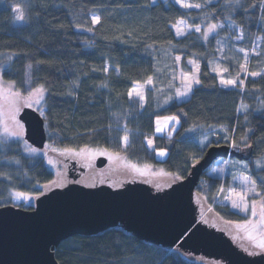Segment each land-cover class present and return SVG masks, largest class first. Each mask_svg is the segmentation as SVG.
I'll return each mask as SVG.
<instances>
[{"label":"trees","instance_id":"obj_1","mask_svg":"<svg viewBox=\"0 0 264 264\" xmlns=\"http://www.w3.org/2000/svg\"><path fill=\"white\" fill-rule=\"evenodd\" d=\"M191 1L201 6L186 8L175 0H0L2 77L26 92L30 74L31 85L47 89V141L56 147L100 146L120 153L121 159L152 162L176 179L187 177L214 144L200 150L191 139L224 129L228 137L222 142L238 145L233 148L239 156L231 158L248 162L264 197V164H254L264 160V0ZM17 6L24 17L19 21ZM94 14L99 23H92ZM180 19L193 26L233 24L205 38L197 30L178 35L174 25ZM251 48L255 51L249 53ZM178 56L183 65L188 59L199 63L200 83L183 100L176 98L178 82H171L169 72L176 69ZM213 62L223 72L214 71ZM221 74L237 84L223 85ZM137 84L147 86L143 100L129 95ZM161 114L180 117L171 137L155 136L156 148L169 150L162 160L145 140ZM196 150L200 154L192 156ZM213 164L201 175L198 196L220 219L244 222L247 214L222 202L229 175H210ZM55 175L44 156L25 153L20 141L0 138V206L14 204L16 192L39 196ZM16 206L35 205L21 201ZM55 256L60 264H207L179 248L143 240L121 225L70 236L56 247Z\"/></svg>","mask_w":264,"mask_h":264},{"label":"water","instance_id":"obj_2","mask_svg":"<svg viewBox=\"0 0 264 264\" xmlns=\"http://www.w3.org/2000/svg\"><path fill=\"white\" fill-rule=\"evenodd\" d=\"M25 140L41 149L47 141L44 115L24 106ZM239 156L230 144H212L184 179L155 190L144 178L115 185L120 177L92 184L72 181L45 191L35 206H0V264H60L56 247L73 235H92L121 225L137 237L226 264H264V252L247 253L223 229L201 217L196 199L204 171L217 159ZM108 158L100 155L97 167ZM75 167L76 162H72ZM85 168V167H84ZM86 169V168H85ZM78 174L71 170V177ZM122 178V177H121ZM161 184V183H159Z\"/></svg>","mask_w":264,"mask_h":264},{"label":"rangeland","instance_id":"obj_3","mask_svg":"<svg viewBox=\"0 0 264 264\" xmlns=\"http://www.w3.org/2000/svg\"><path fill=\"white\" fill-rule=\"evenodd\" d=\"M156 1V0H154ZM178 2V0H175ZM185 3H191L195 5L191 0H184ZM232 4H236V0L231 1ZM180 3V2H178ZM182 5V3H180ZM229 6V5H228ZM18 13V14H17ZM16 15H19V12H16ZM16 20H21L17 19ZM97 16V15H93ZM183 21V23H181ZM210 24H217L220 25V27L216 28L215 30L208 32V26ZM226 26L230 27L233 23L230 21H208L204 23L203 26L199 27V32L202 34V36L205 37V33L207 32V37L219 33L222 27ZM176 31L178 32V28L182 31L183 34L178 35H184L187 32L191 30H196L197 26L190 25L186 20L180 19L177 21V23L174 25ZM205 37V38H207ZM237 37H240L239 39ZM235 39L237 41L241 40V34L237 35ZM258 43V40L256 41V44ZM249 53L252 51H255L254 48H251V50H248ZM246 53V52H245ZM248 56V53H247ZM180 57V56H178ZM194 62V63H190ZM196 65L199 66L198 61L195 59H188L186 63L183 65L181 57L179 60H176V69L172 68L169 70L171 73V82H174L177 80V85L175 86L176 90V98L178 100L187 99L189 97L188 92L186 95H179V93L184 92L186 89L187 81L184 80V76L195 74L199 75V72H196ZM212 68L215 69L216 72H223V68H220L219 63L213 62ZM222 76V74H221ZM223 79H225L222 76ZM221 78V79H222ZM199 79V77H198ZM152 83L147 84L151 86ZM195 84H193L194 86ZM224 85V84H223ZM40 85H31V88L28 91H23L22 88L17 86V84L13 81L5 80L2 77V73L0 71V138L4 140H12V141H20L23 144L25 153L27 154H40L44 156V160L52 169H54L56 175L53 181H58L57 184H52L51 182L45 184L43 189L45 191H48L52 188L64 186L72 181H78L85 184H92L94 180L98 179L100 181H104L106 179H109L108 177L112 176L114 177H120L116 178L113 183L115 185L123 184V182L131 181L135 177L144 178L145 180H149L151 184L162 185L161 187H169L174 181H178L179 179L174 178L168 171H166L164 168L155 165L152 162H133L129 159H121L116 158L114 156H111V151H109L106 148L100 147V146H90V147H84L82 149H86L84 155H74L70 153H65L61 148L56 147L54 144H51L50 142L46 141L45 146L41 149L31 145L29 142L25 140V127L23 122L19 119L18 114L21 111V108L23 106H29L31 104V107L37 109L41 114L44 115L45 111V95L44 93V99L41 100L38 104L35 101V98H30L29 93L32 89L38 87ZM192 86V87H193ZM225 86H231V85H225ZM133 88H138L139 91L142 93V95L138 96L140 99H145L146 93H147V86L143 84H137ZM132 88V89H133ZM131 89V90H132ZM20 93V96H12L7 95V93ZM133 96H137L135 93L132 94ZM7 97V98H6ZM170 94L164 96V100L168 102L170 100ZM18 109V110H17ZM14 116V120L19 122L20 125H23V128H18L14 122L12 117ZM178 117V120H166V117ZM159 121V123H158ZM180 124V117L176 114H161L157 115L155 118V128L154 132L151 134L146 135L145 140L147 145L150 148L155 149L156 157L160 160L165 159L169 153V150L167 147L162 148H156L155 146V136L156 135H166L168 137H171L174 134L175 129ZM5 127L8 128V131H5ZM160 128L161 131H157V128ZM19 131L20 135H12V132ZM228 137V134L225 132L224 129L219 130H209L204 133H199L196 136H194L191 141L199 148L200 150L207 146V144L214 142V144H225L222 141L226 140ZM149 140L152 141L151 144H149ZM36 149L35 152L29 151V149ZM161 149L166 150L164 155H160L159 152ZM75 150V149H74ZM76 150V151H80ZM107 152V155H104L108 158V162L104 167H97L96 160L101 155V152ZM200 152L196 150L192 156L199 155ZM53 161V163H49V161ZM259 159H255L254 164L256 167H259L264 164V160H259L260 163L257 165V161ZM76 162L75 167H73L74 164L72 162ZM131 165H136L137 167L141 169H145V166L147 168L145 169L144 173H138L134 171L131 168ZM85 167L86 169L81 173V168ZM71 170H73L74 174L77 175V179H73L71 177ZM209 174L214 176H222L224 179L226 176L229 175V186L226 189L225 197L222 200L223 203H228L233 209L238 210L240 212H243L247 214V219H251L254 222L259 220V215L256 217L251 216V203L252 201H257V212L259 213V203L262 202V197L260 196L261 191L257 188L256 181L253 178L251 168L245 160H240L236 158H224L221 157L214 161V164L212 165L211 169H209ZM248 176L251 178V181H254V187L255 191H251L250 189L253 188V184L251 182H243V177ZM122 177V178H121ZM222 189V186L220 187V191ZM235 190V192H245L246 195V202L249 205V211L245 212L241 209L234 208L232 206V203L230 200L226 199V197L230 194H232L231 190ZM44 191V192H45ZM17 193V192H16ZM32 199H25L22 197H18L15 195L14 198V204L18 205L21 203V201H24L26 203H33L35 205L37 195L33 196ZM233 199H236L235 195H233ZM196 204L199 206V210L201 212V217L205 218V221L211 224L216 225L218 228L223 229L228 235H230L236 242V244L243 250H245L247 253L253 254L255 252H264V250H261L260 248L256 247V244L254 241L249 239V233L252 235H257L258 231L253 232L252 229L246 228L244 226V222H230L220 219L216 214H214L209 208V206L205 203V201L202 199V197H198L196 199ZM194 258L199 259L200 261H203L207 264H225L221 260L216 259H210L206 258L204 256H192Z\"/></svg>","mask_w":264,"mask_h":264},{"label":"snow or ice","instance_id":"obj_4","mask_svg":"<svg viewBox=\"0 0 264 264\" xmlns=\"http://www.w3.org/2000/svg\"><path fill=\"white\" fill-rule=\"evenodd\" d=\"M178 2L182 3V6L183 7H186V8H189V7H196V8H199L201 5L199 4H191V3H185L184 0H178ZM237 3H239V0H236ZM20 14L17 16V19H23V12L20 11L19 9V6H17V9H16ZM100 22V17L99 16H93L92 17V23H99ZM181 23H183V21H181ZM77 27H79V25H77ZM220 27V25H217V24H210L208 26V32H211L213 30H215L216 28ZM91 31V29H89ZM197 31H199V27L197 26ZM177 34H183L182 31L178 28V32ZM205 37H207V32L205 33ZM238 39L240 37H237ZM243 51V50H241ZM177 60L180 59V57H176ZM190 63H194V62H190ZM246 64H247V54H245V64L241 65V69L242 70H246ZM32 65H28V68L29 70L31 69ZM108 69L105 68L104 71H107ZM215 70V69H214ZM224 71H227V69H224ZM196 72H199V66L196 65ZM252 75H259V73H252ZM184 80L187 81V84H186V89L184 92H181L179 93V95H186L188 92H190L192 90V86L193 84H197V83H200L197 75L195 74H190V75H186L184 76ZM152 81H151V78L148 79V81H146V83L150 84ZM221 83L224 84V85H236L237 84V80L236 79H221ZM26 84L30 87L31 84H32V78H31V75L29 74L28 76V80L26 81ZM47 91V89L43 86V85H40L34 89H32L29 93V97L30 98H35V101L37 104L44 99V93ZM133 93H135L137 96H140L142 95V93L139 91L138 88H133L129 95H132ZM7 95H12V96H20L21 94L20 93H7ZM7 98V97H6ZM31 106V104H29V107ZM18 110V109H17ZM13 119V122L14 124L22 129L23 128V125H20L19 122L15 121L14 120V116L12 117ZM166 120H178V117H166L165 118ZM159 123V121H158ZM5 131H8V128L5 127ZM157 131H161V129L158 127L157 128ZM12 135H16V136H19L20 135V132L19 131H15V132H12L11 133ZM244 141H245V146H250V145H247V137H243L242 138ZM123 141H124V146L126 147L127 146V142H128V137L125 136L123 138ZM149 144L152 143L151 140L148 141ZM232 147H238L237 143L235 141L232 142ZM29 151H33L35 152L36 149L32 148V149H29ZM65 153H70V154H74V155H84L85 154V151L86 149H81L80 151H76L74 149H71V148H65L63 150ZM166 152V150L164 149H161L159 154L160 155H164ZM101 155H107L108 153L105 151V152H101L100 153ZM111 156H114L116 158H121L120 157V153L118 152H114V153H111ZM261 159H264V157H262ZM49 163H53V161H49ZM257 165H259L260 161L258 160L257 162ZM131 168L138 172V173H141L143 174L145 169L147 168V166H145V169H141L139 167H137L136 165H131ZM243 182L247 183V182H251L253 184V188L250 189L251 191H255V187H254V181H251V178L248 177V176H245L243 177ZM52 184H57L59 183L58 181H53L51 182ZM221 191H223V189H221ZM232 191V194L228 195L226 197V199L230 200L231 203H232V206L234 208H237V209H241L245 212H248L249 211V205L248 203L246 202V193L245 192H235V190H231ZM45 193L43 191H40L39 192V195H44ZM16 195L18 197H22V198H25V199H32V195L30 193H24V192H17ZM233 195H235L236 199H233ZM257 215H259V220L254 222L253 220L251 219H248V220H245L244 221V226L246 228H250L252 229L253 232H256L257 230L258 231V234L257 235H252L251 233H249V239L254 241L255 244H256V247L260 248L261 250H264V197H262V202L259 203V213L257 212V201H252L251 203V216L252 217H256Z\"/></svg>","mask_w":264,"mask_h":264},{"label":"flooded vegetation","instance_id":"obj_5","mask_svg":"<svg viewBox=\"0 0 264 264\" xmlns=\"http://www.w3.org/2000/svg\"><path fill=\"white\" fill-rule=\"evenodd\" d=\"M21 109H22V108H21ZM20 112H21V111H20ZM20 112H19V114H20ZM19 114H18V117H19ZM19 119H20V117H19ZM20 120H21V119H20ZM21 121H22V120H21ZM23 124H24V123H23ZM81 170H82V171H81V173H82V172L85 170V168L82 167ZM161 186H162V185H160V184H159V185H155V186L153 185V188H154L155 190H161V189H165V188H166V187H161Z\"/></svg>","mask_w":264,"mask_h":264},{"label":"crops","instance_id":"obj_6","mask_svg":"<svg viewBox=\"0 0 264 264\" xmlns=\"http://www.w3.org/2000/svg\"><path fill=\"white\" fill-rule=\"evenodd\" d=\"M190 95V94H189Z\"/></svg>","mask_w":264,"mask_h":264}]
</instances>
